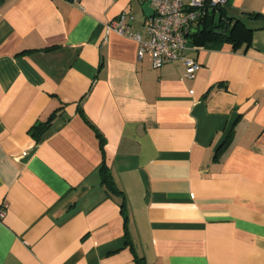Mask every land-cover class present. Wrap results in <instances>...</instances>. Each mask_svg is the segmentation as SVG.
<instances>
[{
	"label": "crops",
	"instance_id": "crops-1",
	"mask_svg": "<svg viewBox=\"0 0 264 264\" xmlns=\"http://www.w3.org/2000/svg\"><path fill=\"white\" fill-rule=\"evenodd\" d=\"M153 14L0 0V264H264V0L211 12L251 32L191 43L194 79L108 31Z\"/></svg>",
	"mask_w": 264,
	"mask_h": 264
},
{
	"label": "built area",
	"instance_id": "built-area-1",
	"mask_svg": "<svg viewBox=\"0 0 264 264\" xmlns=\"http://www.w3.org/2000/svg\"><path fill=\"white\" fill-rule=\"evenodd\" d=\"M72 3L81 0H68ZM150 4L154 14L144 21V33L134 32L125 15L108 25V31L135 40L139 45L138 58L152 59L154 69L172 62L186 67L184 77L194 79L201 64L187 56L191 42L189 34L201 26L211 12L225 7L228 0H141ZM5 211L0 210V218Z\"/></svg>",
	"mask_w": 264,
	"mask_h": 264
},
{
	"label": "trees",
	"instance_id": "trees-1",
	"mask_svg": "<svg viewBox=\"0 0 264 264\" xmlns=\"http://www.w3.org/2000/svg\"><path fill=\"white\" fill-rule=\"evenodd\" d=\"M211 20H212V17L208 16L199 28L195 29L194 31L191 32V34H189L190 42L192 44L201 45L204 42H208L212 40H224L226 42H230V43H233L234 45H237L242 40V36H241L242 33L240 31L241 28L244 27L247 33L251 32V30L247 29L245 25L242 24V22L240 21L231 23V21L224 18V19H220V21L217 23H213ZM224 29H226V35L219 36L215 33L217 31H223ZM81 112L83 113V111ZM48 127H49V123L41 124L39 126H36L34 130H32L33 132L31 133L37 139H40V137L46 132ZM98 136L101 140L102 146H104V143H105L104 137L99 132H98ZM231 136L232 135H230V137ZM227 143H229V140L228 142H226V145ZM100 171L103 177L104 184L107 187V190L111 194L123 195V193L118 189L113 179L109 166L107 164L102 165V167L100 168ZM121 207H122V211L125 212L126 205L124 203V198H123ZM130 244L132 246V249H134L133 243L131 241H130ZM135 260L137 264H146L145 259L137 255H136Z\"/></svg>",
	"mask_w": 264,
	"mask_h": 264
},
{
	"label": "water",
	"instance_id": "water-1",
	"mask_svg": "<svg viewBox=\"0 0 264 264\" xmlns=\"http://www.w3.org/2000/svg\"><path fill=\"white\" fill-rule=\"evenodd\" d=\"M217 35L219 36H223V35H226V29H224L223 31H217L215 32Z\"/></svg>",
	"mask_w": 264,
	"mask_h": 264
}]
</instances>
